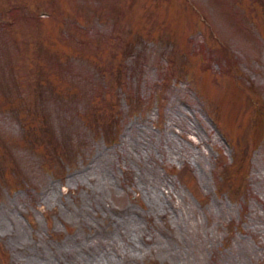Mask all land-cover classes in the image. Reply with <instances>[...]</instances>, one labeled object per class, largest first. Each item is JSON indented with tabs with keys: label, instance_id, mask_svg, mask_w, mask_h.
Wrapping results in <instances>:
<instances>
[{
	"label": "rangeland",
	"instance_id": "374dc122",
	"mask_svg": "<svg viewBox=\"0 0 264 264\" xmlns=\"http://www.w3.org/2000/svg\"><path fill=\"white\" fill-rule=\"evenodd\" d=\"M0 264H264V0H0Z\"/></svg>",
	"mask_w": 264,
	"mask_h": 264
}]
</instances>
